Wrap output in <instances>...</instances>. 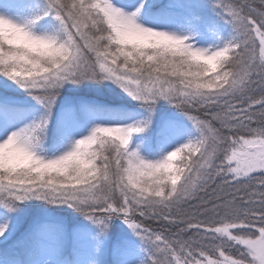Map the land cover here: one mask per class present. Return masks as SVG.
<instances>
[{"label": "snow or ice", "instance_id": "obj_1", "mask_svg": "<svg viewBox=\"0 0 264 264\" xmlns=\"http://www.w3.org/2000/svg\"><path fill=\"white\" fill-rule=\"evenodd\" d=\"M0 264H264V0H0Z\"/></svg>", "mask_w": 264, "mask_h": 264}]
</instances>
